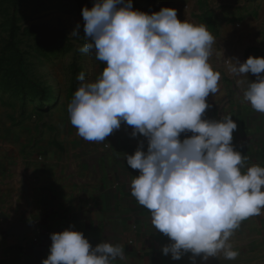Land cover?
<instances>
[{"label":"clouds","instance_id":"obj_1","mask_svg":"<svg viewBox=\"0 0 264 264\" xmlns=\"http://www.w3.org/2000/svg\"><path fill=\"white\" fill-rule=\"evenodd\" d=\"M85 43L104 67L94 81L77 76L79 86L67 106L77 135L103 142L125 122L131 135L147 138L126 164L139 171L130 194L150 212L156 230L169 237L162 254L179 260L186 253L207 261L239 253L230 238L241 221L264 210V167L245 169L247 157L234 149L237 124L230 116L203 118L209 95L219 90L220 72L209 63L223 50L206 24L179 20L174 8L147 14L132 0H94L81 8ZM79 24L70 35L79 37ZM230 73L247 80L243 100L264 114V57L240 62L227 58ZM244 83V81H238ZM192 135L183 140L182 133ZM49 254L41 264H112L125 256L124 246L100 242L93 247L81 231L50 234Z\"/></svg>","mask_w":264,"mask_h":264},{"label":"crops","instance_id":"obj_2","mask_svg":"<svg viewBox=\"0 0 264 264\" xmlns=\"http://www.w3.org/2000/svg\"><path fill=\"white\" fill-rule=\"evenodd\" d=\"M257 17L254 25L245 20L238 28L211 33L217 40L213 51L220 48L223 55L209 58L221 75L203 116L218 120L227 115L236 122L232 144L247 157L244 170L253 164L264 167V114L243 100L247 80L256 76L237 77L222 61L264 57V21ZM103 67L88 69L85 79L94 82ZM72 98L54 106L57 97L27 79H0V264H41L49 254L50 234L69 228L81 231L93 247L100 242L124 246V258L112 264H192L191 253L179 260L162 254L169 237L154 228L149 210L130 194L139 171L126 164L125 154L141 144L146 151L147 138L133 137L132 127L122 122L103 142L84 140L69 120ZM15 101L17 110L10 103ZM190 135L182 133L180 139ZM230 243L239 253L236 259L221 253L207 261L196 257L195 264H264V210L241 221Z\"/></svg>","mask_w":264,"mask_h":264},{"label":"rangeland","instance_id":"obj_3","mask_svg":"<svg viewBox=\"0 0 264 264\" xmlns=\"http://www.w3.org/2000/svg\"><path fill=\"white\" fill-rule=\"evenodd\" d=\"M259 1L132 0V7L147 14L158 12L162 7L174 8L179 20L206 24L210 33H214L227 26L238 28L245 20L254 25L258 21L256 15L264 21V5H260ZM93 2L0 0V79L25 78L44 88L46 94L53 93L58 100L54 106L64 104L67 98L70 100L79 83L78 74L88 72L95 65H102L94 54L79 51L85 43L81 8L86 6L91 9ZM77 24L80 26V38L70 35ZM10 103H13V110L18 109V102ZM44 111L37 112L41 114ZM29 120L32 121V118Z\"/></svg>","mask_w":264,"mask_h":264}]
</instances>
